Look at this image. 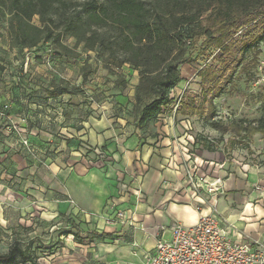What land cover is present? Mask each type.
Instances as JSON below:
<instances>
[{"label":"crops","instance_id":"0c3cea01","mask_svg":"<svg viewBox=\"0 0 264 264\" xmlns=\"http://www.w3.org/2000/svg\"><path fill=\"white\" fill-rule=\"evenodd\" d=\"M19 50L11 54L24 65L28 54ZM70 68L52 74L39 67L20 70L17 75L23 81L30 75L37 81L26 88L28 94L25 88L16 94L13 86L0 84V123H7L1 125L0 137L8 143L0 155V177H6L0 192L2 187L9 191L0 194V225L13 218L6 208L10 204L16 205L9 209L18 216L42 207L52 219L67 216L93 224L97 253L79 256L80 262L67 257L66 264H145L157 240L171 238L173 223L191 226L215 212L233 237L264 244V134L240 136L234 142L232 134L222 135L198 116L190 117L193 128L186 131L185 116L176 118L171 109L149 129H139L137 120L126 115V98L110 96L99 84L89 88L82 76L70 83L84 92L48 98L46 90L54 84L68 87L64 80L72 76ZM182 73L180 84L192 75L191 67L183 65ZM14 123L20 127L8 130ZM208 136L221 144L214 146ZM24 137L36 148L34 157L22 146ZM193 147L192 161L200 170L223 180L220 194L198 195L188 185ZM86 148L101 149L108 158L92 159L94 151ZM112 200L133 224L107 223L114 217L107 210ZM44 262L41 258L40 264Z\"/></svg>","mask_w":264,"mask_h":264},{"label":"trees","instance_id":"16d2710c","mask_svg":"<svg viewBox=\"0 0 264 264\" xmlns=\"http://www.w3.org/2000/svg\"><path fill=\"white\" fill-rule=\"evenodd\" d=\"M12 6L18 19H25L16 29L17 38L27 46H34L38 39L28 38L26 20L52 10L60 16L58 24L78 41L91 48L99 45L104 52L109 49L112 63H129L138 69L136 103L143 94L150 96L135 117L139 129H149L171 109V91L183 80L180 67L198 50L197 56L212 57L196 75L205 88L201 96L184 94L177 113L203 118L222 135L232 134L234 142L240 136L264 134V91L256 95L260 116L254 120L216 119L215 103L216 98L233 93L242 74L246 81L255 78L264 43V0H85L79 9L68 0H12ZM104 28L113 31L111 38L97 30ZM46 92L48 98L73 94L62 84ZM69 234L83 241L78 232ZM31 244L15 243L8 253L0 254V263L33 264L37 257Z\"/></svg>","mask_w":264,"mask_h":264},{"label":"rangeland","instance_id":"374dc122","mask_svg":"<svg viewBox=\"0 0 264 264\" xmlns=\"http://www.w3.org/2000/svg\"><path fill=\"white\" fill-rule=\"evenodd\" d=\"M68 1L72 2L76 9H79L85 0ZM15 12L12 0H0V84L6 83V86H13V90L16 93L21 88H25V90L26 88H33V84L37 83L31 75L25 78V81L22 80L23 76L17 75L24 68L26 70L32 67L46 68V72L52 74L54 71H60V69L66 72V69L71 67L72 76L66 80L63 78L60 80L69 83L68 87L76 96L80 94V91L84 92V90L70 82L76 83L82 76L83 85L91 88L99 84L107 88L104 89V92L109 93L110 96L121 95L126 98V104L123 106L126 109L127 117L135 118L143 104L149 101L150 96L143 94L141 102L136 103L135 95L140 82L138 69L129 63L122 66L112 63L109 60L111 54V50L109 49L104 52L99 45L91 48L84 41H78L77 37L72 36L69 30H64L63 26L58 24L60 16L55 11L52 13L51 10L48 15L43 16L35 14L30 20H26L25 30L27 31L28 38L38 39V42L34 46H27L24 41L22 42L19 37L17 38L18 32L16 27L19 22L24 23L25 19L23 17L18 19L20 17H17ZM52 20L54 21L53 23ZM97 30L101 35H105L108 38H111L113 35V31L108 28ZM19 49L28 54L27 56L25 55L27 60L24 65L22 62L17 63V57L11 54L13 50L20 51ZM261 49L260 63L255 69L254 80L246 81V76L242 74L236 79V88L232 94H224L216 98L217 116L225 112L230 113L229 119L247 118L254 120L260 116L256 95L264 91V43L261 44ZM197 55L198 50L192 54L190 62L187 63L192 69V75L186 78V82L179 83L175 88L178 87L179 92L184 91V94L201 96L205 87L200 84V79L196 75L201 66L212 61V57ZM117 56H122L121 50H117ZM182 66L180 67V72L183 77ZM4 73L5 75L7 73L9 75L3 76ZM18 77H21V79H16ZM13 78L16 80H13ZM69 79L70 81L68 82L67 80ZM137 79L138 81H136ZM52 82L55 81L52 80ZM47 83L45 82V84ZM3 88L1 87L0 89ZM130 91L132 94L134 92V95L129 96ZM28 93L26 90V94ZM10 96L12 97L13 95ZM2 117H5V114ZM1 122L0 127L2 125L5 128L7 123L4 120H1ZM8 127V130H14L15 128L18 129L20 125L14 123ZM7 144L6 139L0 137V155ZM25 151L30 157L37 155V152L32 154L27 149ZM1 180H6V177L4 179L0 177ZM9 187L15 193L18 192L15 186ZM7 191L6 188L2 187L0 194H8ZM23 192L31 197L27 193V190L23 189ZM10 206L16 208L15 204H10ZM10 206L6 208L13 218L8 220L5 226L0 225V254L7 253L15 243H20L23 246L32 243L31 252L38 258L36 264H40L41 258L46 260L45 264H66L67 257L74 258L80 262L79 256H94L97 253L96 248L93 246H96L99 238L93 235L95 232L93 224L84 225L82 222H76L67 216H58L57 220L52 219V215L47 214L42 207L31 209L23 215L18 216L9 209ZM69 232H78L83 241L81 243L77 242Z\"/></svg>","mask_w":264,"mask_h":264},{"label":"built area","instance_id":"2783aa9c","mask_svg":"<svg viewBox=\"0 0 264 264\" xmlns=\"http://www.w3.org/2000/svg\"><path fill=\"white\" fill-rule=\"evenodd\" d=\"M183 95L184 91L180 93H177L175 89L171 91V97L174 98L171 112L176 118ZM229 115L230 113L225 112L216 116V119L229 120ZM182 119L185 122V130H192L191 118L184 117ZM208 137L214 146L221 144L218 138ZM21 144L32 154L36 153V148L28 138H22ZM83 150L94 151L92 159L108 158V154L101 149L86 148ZM195 152L196 149L193 147L189 158L190 162ZM192 162L191 172L188 173V185L192 187L193 191L198 195L204 192L212 197L220 194L223 191V180L208 175L200 170L194 161ZM116 206L115 201L109 202L107 210L114 213V217H108L107 223L133 224V220L127 212L117 209ZM170 231L171 238L169 240L159 238L156 242L155 253L148 257L145 264H264V244L258 240L233 237L218 212L202 215L199 221L191 226L175 222L170 226Z\"/></svg>","mask_w":264,"mask_h":264}]
</instances>
